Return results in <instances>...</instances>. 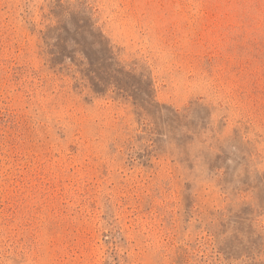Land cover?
I'll list each match as a JSON object with an SVG mask.
<instances>
[{
	"label": "rangeland",
	"instance_id": "374dc122",
	"mask_svg": "<svg viewBox=\"0 0 264 264\" xmlns=\"http://www.w3.org/2000/svg\"><path fill=\"white\" fill-rule=\"evenodd\" d=\"M0 264H264V0H0Z\"/></svg>",
	"mask_w": 264,
	"mask_h": 264
},
{
	"label": "trees",
	"instance_id": "16d2710c",
	"mask_svg": "<svg viewBox=\"0 0 264 264\" xmlns=\"http://www.w3.org/2000/svg\"><path fill=\"white\" fill-rule=\"evenodd\" d=\"M102 47L106 48L107 49V45H103Z\"/></svg>",
	"mask_w": 264,
	"mask_h": 264
}]
</instances>
